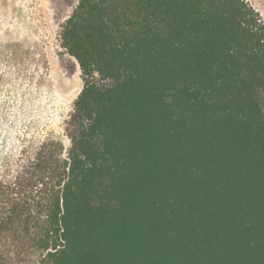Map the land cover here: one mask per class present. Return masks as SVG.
<instances>
[{"label": "trees", "instance_id": "1", "mask_svg": "<svg viewBox=\"0 0 264 264\" xmlns=\"http://www.w3.org/2000/svg\"><path fill=\"white\" fill-rule=\"evenodd\" d=\"M83 85L43 202L0 171V264H264V23L245 0H77Z\"/></svg>", "mask_w": 264, "mask_h": 264}, {"label": "rangeland", "instance_id": "2", "mask_svg": "<svg viewBox=\"0 0 264 264\" xmlns=\"http://www.w3.org/2000/svg\"><path fill=\"white\" fill-rule=\"evenodd\" d=\"M264 23V0H245ZM77 0H0V171L41 178L26 198L43 202L47 160L59 166L70 145V117L83 80L61 46V29ZM46 174V173H45ZM37 252L15 264H42Z\"/></svg>", "mask_w": 264, "mask_h": 264}]
</instances>
